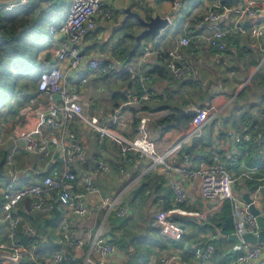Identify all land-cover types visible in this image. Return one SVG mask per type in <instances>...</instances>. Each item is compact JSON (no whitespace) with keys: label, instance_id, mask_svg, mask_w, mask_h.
<instances>
[{"label":"crops","instance_id":"crops-1","mask_svg":"<svg viewBox=\"0 0 264 264\" xmlns=\"http://www.w3.org/2000/svg\"><path fill=\"white\" fill-rule=\"evenodd\" d=\"M179 1L180 7L176 10L171 9L170 0L107 2L111 9V18L107 20L97 18L95 28L81 38L79 48L85 58L84 64L68 76L74 80L81 77L87 79V84L81 91V101L85 105L86 112L95 116L101 124L113 123V116H116L117 120L112 127L125 137L136 134L138 117L150 115V122L147 124L148 134L159 150L165 149L181 137L190 120L181 116L179 126L165 128L160 122L171 113L175 117V107L210 109L212 117L202 126L200 135L182 148L190 156L188 166L196 168L208 162L211 148L215 149L218 156L225 161L231 157L235 149H239V163L231 165L229 171L236 177L244 168H254L255 179L236 180L233 194L239 199L240 204H245L242 198L244 194H247L250 200L257 195L258 199L255 200L254 205L264 220V181L259 180L264 177V115L262 114L264 89L260 94L256 92L251 103L241 104L247 96L245 91L247 86H250L248 83L251 78L256 73H263L264 77L262 53L258 50L254 39L241 34L223 36V51L207 47L202 36L222 30L227 21L234 16L226 15L218 22L205 23L201 21L200 15L211 0ZM246 1L240 0L238 6L245 4ZM255 1L259 3V7L262 4L264 7V0ZM66 9L54 15L52 17L54 19L51 18L52 21L48 25H57L65 16ZM125 9L145 20L154 16L166 17L169 24L159 31L155 39L146 43L143 41L144 36L135 41V37L143 28L133 18H128L123 23ZM263 21L264 10L248 23ZM124 28L128 33L116 40L114 38L116 33ZM183 36L191 38L188 47H178V40ZM39 41H43V46L37 45L40 65L37 72L31 76L36 79L35 85L39 73L46 69L48 64L54 63L51 52L60 45L59 37L53 39L48 32L47 37ZM122 46L125 48L121 49ZM145 46H152L158 49L159 53L143 56ZM173 48H177L189 65L191 72L188 78L190 82H194L193 84L187 85L175 79L166 67L165 61L162 76H157L160 74L153 72L156 67H160L163 53ZM130 53L133 54L129 55ZM99 56L106 61L118 62L120 66L129 67L136 73L130 74L119 70L101 74L88 69L86 62ZM141 76L147 78L145 83L151 92L150 99L141 101L133 108L126 106L124 103L128 99L140 96ZM258 83L264 84V80ZM29 94L32 95L31 98L34 97L36 87L30 90ZM116 94L123 95L125 100L118 96L114 97ZM26 103L27 101L24 104ZM17 113L13 118L7 117V120L4 117L3 121H0V147L7 151L6 159L10 162L9 165L6 163L4 165L5 174L6 169H13L14 188L20 190L29 186H41L44 176L53 170L59 172L65 170L75 175V180L65 182V188L72 197L83 195V204L87 209L83 217L73 213L68 206L55 209L49 214H40L30 211L29 199L23 198L14 209L15 214L21 219L20 224L30 225L41 236L48 235L54 242L60 243L59 247H46L41 243L37 247L38 254L46 256L54 252H64L72 264L79 263L87 253L89 243L98 230L115 247L109 260L110 264H150L169 252L176 253L181 258V261L173 264H193L194 257L191 250L208 241L214 246L212 264L228 261L237 253L239 245L228 238L230 234H234V227L232 232L225 236L221 233V226L218 225L220 221L209 220L203 225L204 227L181 222L183 235L178 242L169 241L159 234L153 225L152 213L156 208L170 207L173 193L164 182L160 168L150 167L148 159L136 155L124 158L112 140L99 139L78 119H73L78 121L77 124L72 123L73 120L64 123L65 131L73 133L81 146L80 153L73 154L68 163L64 162L60 148L49 143L42 152L28 151L27 139L40 144L42 140H47L50 129L39 127L36 113L16 126L14 119ZM228 131H234L239 135L248 134L251 141L235 143L226 134ZM99 162L107 166L104 174H99L96 170ZM84 177L91 179L94 192L86 193L82 185ZM9 180L7 176L4 182H0V189ZM182 187L185 191V199L180 205L182 208L202 210L209 206L214 207V202L200 195L197 183H183ZM116 193H120L118 205L125 207L127 211L123 216H119L115 209L106 211L101 206L102 198ZM51 194L54 195L52 192ZM158 198L165 199L166 202L157 205ZM220 209L215 208V219ZM4 224L0 219V242L5 241L2 238L5 231ZM65 228L68 231L81 232L86 244L81 248H70L65 245L61 236ZM22 239L25 240L15 235L16 241ZM24 262L35 264L28 259ZM0 264H10L4 258L2 250H0ZM256 264H264V254Z\"/></svg>","mask_w":264,"mask_h":264},{"label":"built area","instance_id":"built-area-1","mask_svg":"<svg viewBox=\"0 0 264 264\" xmlns=\"http://www.w3.org/2000/svg\"><path fill=\"white\" fill-rule=\"evenodd\" d=\"M111 0H68L65 16L57 25H48L47 32L50 37H59L60 45L52 50L51 57L54 63L48 64L37 78L36 94L24 104L15 116L16 126L36 113L39 127L50 129L47 140H42L40 144L27 139L26 149L28 151L42 152L49 143L59 147L64 162L68 163L75 153H80L81 146L77 142L73 133L65 131L64 123L68 120L78 119L86 127L92 130L99 139L109 138L118 147L120 155L124 158L136 155L139 158L149 160L150 167H158L164 176V182L171 188L173 193L171 206L168 208H156L152 213V222L159 234L165 239L178 242L183 235V229L177 222H189L197 226H203L208 222V218L214 215L215 208L220 209L224 202H228L233 220L234 234L240 240L237 253L228 261L218 264H256L264 254L263 243L243 242V234L257 235L259 228L255 217L247 212L248 204H240L239 199L233 194V186L236 180L255 179L254 168H244L238 176L234 177L229 171L231 165L239 163V149H235L228 160H222L217 151L213 148L209 150L210 160L199 167L190 168L188 166L190 156L183 151V146L200 135L202 126L212 117L210 109L195 108L193 115L188 121L185 132L171 145L163 150L156 148L151 140L147 124L150 122V115L145 114L138 117V127L136 134L132 137H125L117 133L112 124L116 122L113 116V123L101 124L98 119L86 112L85 105L81 101L82 87L87 84V79L81 77L78 80L71 79L68 75L79 70L84 64L79 43L81 38L96 26V19H110L111 9L107 2ZM22 0L19 4L23 3ZM171 9L180 7L179 0H170ZM12 6L4 7L8 10ZM264 7H259L255 0H247L245 4L238 7H224L220 0H211L207 7L201 12V21L205 23H215L224 16L233 15L234 18L227 21L222 30H216L213 34L202 36L205 45L209 48L224 50L222 38L229 34L246 35L255 40L258 50L262 53L261 63H264V21L261 23H248L263 12ZM191 44L189 36H183L178 40V47H188ZM159 51L152 46H145L143 56L158 54ZM166 56V67L175 79L179 81H189L190 67L179 54L177 48L169 49L163 53ZM88 69L106 74L109 70H124L130 74L136 73L129 67L120 66L118 62L106 61L103 57L89 59ZM63 66L61 67V65ZM147 79L140 78L141 94L138 98H130L124 104L130 107L138 106L141 101H148L151 96L150 89L145 83ZM58 95L59 99L54 102L52 97ZM213 112V111H212ZM214 116V115H213ZM233 142H248L251 138L248 134L239 135L234 131L226 133ZM5 162L10 164L9 159ZM96 170L99 174H104L107 166L103 162L97 164ZM120 171H122L120 169ZM9 182L0 189V210L1 221L4 224V233L0 242V250L4 252V258L10 264H21L25 259L36 264H59L65 259L64 252H54L49 255H40L37 252L44 240L43 236L30 225H21L20 217L15 214L16 205L25 197L29 202V209L40 214H49L55 209L70 207L72 212L78 216H85L87 209L83 204V195L72 197L69 190L65 188L66 181L75 180V175L68 171L59 172L53 170L43 177L41 186H29L16 190L13 186L14 171L6 169ZM264 181V177L259 179ZM195 182L198 185L200 195L214 202V207L202 210H192L182 208L180 205L185 199L183 183ZM83 188L86 193L94 192L95 188L91 184L89 177L82 178ZM260 188V187H259ZM54 193L53 194H51ZM119 194H112L110 197L101 199V206L106 211L116 210L119 216L125 215L126 208L118 205ZM258 199L257 195L251 199L254 204ZM165 199L158 198L157 205H163ZM24 238L26 244L15 240L16 231ZM65 245L70 248H81L86 244L83 234L78 231H68L66 228L61 232ZM113 244L101 235L98 230L89 243L87 253L79 263L74 264H110L109 260L114 253ZM194 257L193 264H212L211 258L214 251L213 244L208 241L201 246L191 250ZM181 261V258L173 252L165 253L153 260L150 264H173Z\"/></svg>","mask_w":264,"mask_h":264},{"label":"trees","instance_id":"trees-1","mask_svg":"<svg viewBox=\"0 0 264 264\" xmlns=\"http://www.w3.org/2000/svg\"><path fill=\"white\" fill-rule=\"evenodd\" d=\"M239 1L220 0V3L224 7L232 8L237 7ZM67 2L68 0H24L23 3L12 6L8 10L0 8V115H3L7 120L13 118L20 107L31 98L32 95L29 94V91L36 87V79L31 75L33 76L37 72L40 65L37 55L38 42L42 38L44 39L45 36L47 37L46 26L54 19L52 18L54 15L66 9ZM150 40L149 36H145L143 41L147 43ZM35 50L37 51L35 52ZM165 59L166 56L164 55L160 59V67H156L153 71L160 74H157V76H162ZM33 70H35V73H32ZM112 72L114 70H109L107 73ZM182 83L191 85L194 82L189 80ZM116 96L125 100L123 95L116 94L114 97ZM2 111H5V113L3 114ZM262 114L264 115V111ZM184 117L187 120L191 118L190 116ZM173 122L174 114L171 113V115L162 119L160 123L165 128H169L173 127L171 125ZM6 156L7 151L0 147V182H4L7 177L4 166ZM215 216H217V220L213 215L208 218V221H220L218 225L221 226V233L225 236L231 233L233 224L228 202L222 204L220 213ZM16 235H19V232H16ZM19 242L26 244L27 241L25 242L22 239ZM21 264L26 263L22 261ZM59 264L72 263L66 255L65 259Z\"/></svg>","mask_w":264,"mask_h":264},{"label":"water","instance_id":"water-1","mask_svg":"<svg viewBox=\"0 0 264 264\" xmlns=\"http://www.w3.org/2000/svg\"><path fill=\"white\" fill-rule=\"evenodd\" d=\"M22 0H0V8H4L7 6H15L18 5ZM125 16L123 19V23L126 19L128 18H133L135 19L141 26H142V31L135 37V41H138L139 39L144 38V36L149 35L150 39H155L159 31L163 28H165L169 22L166 17H159V16H154V17H149L147 20L141 18L138 14L131 12L129 9H125L124 11ZM53 101L56 102L59 99L58 95H54L52 97ZM175 111V117H174V122L171 124L173 126H179L180 123V117L185 116V115H193L195 109L190 108V109H181L178 107L174 108ZM245 204H248L247 207V212L250 213L255 217V220L257 222L259 232L258 234L251 235V234H243L241 236V239L243 242L247 243H263L264 244V220L262 215L259 214V210L256 208V206L251 203V200L248 198L247 194H244L242 196ZM44 236V241H42V245L46 247H59L60 243L54 242L48 235L43 234ZM228 238L236 243V245L240 244V240L234 235L230 234Z\"/></svg>","mask_w":264,"mask_h":264},{"label":"rangeland","instance_id":"rangeland-1","mask_svg":"<svg viewBox=\"0 0 264 264\" xmlns=\"http://www.w3.org/2000/svg\"><path fill=\"white\" fill-rule=\"evenodd\" d=\"M231 21V20H229ZM139 29V28H138ZM128 33V30L127 29H122L120 31H118L115 35V39L117 40L119 37H122L124 34H127ZM242 39V38H241ZM125 42V41H124ZM38 45L40 46H43V41L42 42H38ZM125 46H122L121 49H124ZM37 50H35L36 52ZM32 73H35V70L32 71ZM31 75V74H30ZM32 76V75H31ZM257 76V77H256ZM264 80V77H263V73L262 74H258L256 73L255 76H253L250 80V82L248 83V85L250 86H247L246 88V91H245V94L247 96H245L244 100L241 101V104H249L251 103V101H253V98L256 94V92H259L258 94L262 93L263 89H264V84L262 83H258L259 81H263ZM180 82H183V81H180ZM257 83V84H256ZM1 112V110H0ZM2 113L4 114L5 111H2ZM4 116L3 115H0V121H3ZM77 120H73L72 123H76L77 124ZM83 125V124H82ZM91 131V130H90ZM94 133V132H93ZM177 224L179 226H182L183 224L181 222H177Z\"/></svg>","mask_w":264,"mask_h":264}]
</instances>
